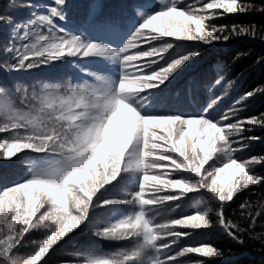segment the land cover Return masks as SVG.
<instances>
[{"label":"snow or ice","instance_id":"obj_1","mask_svg":"<svg viewBox=\"0 0 264 264\" xmlns=\"http://www.w3.org/2000/svg\"><path fill=\"white\" fill-rule=\"evenodd\" d=\"M96 3L88 0V11L79 18L70 0L14 2V11L28 10L24 20L0 11V31L11 29L3 48L9 59L0 61V73L55 64L76 67L81 61L93 65L95 72L112 71L105 61L116 66L114 78L97 77L98 84L85 79L67 87L45 84L31 92L13 89L0 78V264H46L55 245L82 231L95 210L103 208L113 215L96 235L105 241L135 238L136 243L127 251L89 257L85 264H143L149 252L150 264H180L178 258L187 254L222 258L223 251L213 245L171 251L193 234L181 229H208L213 209L189 211L166 222H156L150 213L159 214L168 202L175 211L189 194L203 191L217 202V224L243 243L238 233L247 229L229 219L225 208L234 193L264 183L254 171L264 166V156L241 160L234 155L238 148L247 149L246 142L261 139L243 132L264 130V113L226 123L233 119L228 113L210 117L211 102L197 113L160 111L171 77L198 56V49L162 61L178 46L176 41L208 45L213 40L227 42L232 33L253 35L247 26L237 25L224 34L229 26L208 21L255 9L245 0H126L125 12L101 18L92 10ZM259 10L264 12V7ZM104 27L123 31L117 41L84 34ZM95 72L82 69L85 77ZM255 95H264V87L242 99ZM26 151L37 154L42 164H32L23 178L12 179L8 173L22 159L18 154ZM125 182L134 189L129 199L105 197ZM133 204L136 210L130 214L115 207ZM246 207L247 202L240 205L242 214ZM248 215L251 227L264 213L249 209ZM33 230H44L43 238L33 242L31 252L19 254Z\"/></svg>","mask_w":264,"mask_h":264},{"label":"trees","instance_id":"obj_2","mask_svg":"<svg viewBox=\"0 0 264 264\" xmlns=\"http://www.w3.org/2000/svg\"><path fill=\"white\" fill-rule=\"evenodd\" d=\"M20 3L21 0H0V11L4 15L11 13L15 20H24L28 17V10L14 11L11 7L13 3ZM43 3L44 0H36ZM74 3L73 15L79 18L88 11V0H70ZM126 0H97L92 5L93 12H99L102 17L119 16L125 12ZM192 2V0H186ZM206 2V0H205ZM253 5L254 11L245 14H224L222 17L213 18L208 23L217 25H227L228 29L224 34L231 33V26H247L253 31V35L236 36L234 33L229 35L227 42L213 40L210 44L204 45L202 42L176 41L178 45L165 54L162 63L178 57L182 53H187L193 48L198 49V56L187 62L174 76L164 89L161 98L162 107L160 111H180L182 113H197L205 104L211 102L213 110L210 117L218 119L228 113L233 117L232 120H242L247 117L260 116L264 113V95H255L251 99H242L244 95L259 87H264V12L259 9L264 7V0H245ZM36 11H42L37 8ZM138 10L136 15H139ZM254 26V27H253ZM71 27V26H70ZM83 31V29H81ZM122 29L104 27L99 29H89L85 35L102 34L105 39L117 41L122 34ZM11 29L5 27L0 31V61L9 59L3 52L4 46L8 43ZM217 36L222 35L220 32ZM174 39V38H166ZM157 44L159 42H156ZM111 72H95V67L90 64L80 62L76 67L68 64H55L49 67H40L31 71L8 74L0 73V78L11 88L20 87L21 90L28 88L29 92L39 91L45 84H61L67 87L69 84L82 82L87 79L91 84H98L97 77L111 76L114 78L116 66L105 61ZM83 71L95 72L94 76L85 77ZM220 79L217 84L215 81ZM22 96L17 94V100ZM237 111L233 114L231 111ZM251 127V126H249ZM158 131V130H157ZM2 135V134H0ZM259 136L257 142H246L249 146L246 150H237L234 155L241 160L253 156H264V130L257 129L254 132H243V136ZM234 139H237L234 137ZM238 147V145H237ZM22 157L15 169L9 171L12 179L23 178L32 164H42L37 154L26 151L18 154ZM209 163H212L211 161ZM207 167V165L205 166ZM256 174L264 177V166H255ZM235 175V172L230 173ZM226 173L225 175H230ZM134 190L127 182L111 188L105 197H116L119 199H129L128 193ZM189 199L181 202V207L171 211L172 202L162 206L159 214L150 213L156 218V222H166L177 216H183L189 211H204L208 208L213 209L210 213L212 225L208 229L183 231L193 232L188 238L181 239L171 251H177L187 245H213L223 251L222 258L200 257L198 254H187L183 258H178L180 264H264V215L257 217V223L250 227L249 209L252 213L257 211L264 213V183L259 185H249L248 189H242L234 193V199L226 203L225 214L241 228L247 229L241 236L243 243H238L225 230L217 224L216 212L219 210L217 202L210 198V194L199 191L189 194ZM95 199V197H94ZM247 202L246 207L241 212L240 205ZM120 212L130 214L136 210L133 205L115 206ZM113 211L107 208L96 209L92 214L91 223L82 231L76 230L70 238L59 242L45 258L46 264H85L89 257L109 256L118 251H127L135 246V238L125 241H105L96 235L98 229L106 225ZM44 230H33L24 240V247L19 249V254L26 255L35 246L34 241L43 238ZM152 253L149 252L143 258V264H150Z\"/></svg>","mask_w":264,"mask_h":264}]
</instances>
